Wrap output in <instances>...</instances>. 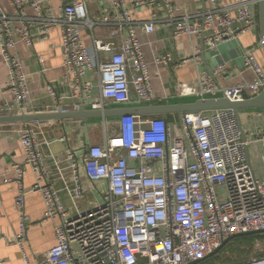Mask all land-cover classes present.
<instances>
[{
  "label": "built area",
  "instance_id": "built-area-1",
  "mask_svg": "<svg viewBox=\"0 0 264 264\" xmlns=\"http://www.w3.org/2000/svg\"><path fill=\"white\" fill-rule=\"evenodd\" d=\"M209 1L211 9L200 21L192 23L184 17L175 22L174 37L201 38L213 51L222 43L257 31L258 21L251 6L258 0H240L232 5ZM9 2L18 19H27L29 7L35 18H44L43 0ZM111 2L114 16H105L99 22L90 19L85 1L66 4L62 19H43L37 34L28 23L16 29L14 16L0 2V50L8 66L4 91L11 97L0 112L34 113L29 77L14 50L19 43L33 46L37 37L44 38L56 27L61 30V85L67 97L49 86L54 107L62 110L70 102L75 108L103 111L111 105L133 102L152 105L156 98L135 29V14L128 10L127 0ZM233 9H237L236 15ZM96 24L125 25L129 39L120 46L96 40L94 48H87L81 28ZM143 30L153 33L154 23L144 24ZM101 53L109 58L102 60ZM199 59V52L178 62L166 54L156 58V64L181 67ZM242 59V72L253 73L252 81L220 87L216 78L232 74L222 64L213 72L203 73L197 84H181L177 96L227 98L232 102L256 97L264 90V66L254 47L244 49ZM90 72L98 74L97 94L86 79ZM242 120L231 109L181 114L173 122L165 117L123 116L117 119L116 132L107 136L102 146H85L81 158L72 150L60 156L53 151V142L41 140L42 133L30 128L21 131L25 160L13 164L3 182L17 191L14 207L19 224L15 240L23 260L29 261L23 241L33 224L27 213L24 186L29 170L34 178L32 192L44 200L38 225L53 224L56 241L40 264H190L204 261L235 235L264 232V174L256 172L249 154L254 144L262 143L264 149V127L246 132ZM59 142L68 145L67 137ZM82 175L92 185L107 182L101 203L83 205L86 193ZM62 193L68 196L69 206L64 204ZM2 240L0 235V243ZM0 264L7 263L0 258ZM240 264H264V256Z\"/></svg>",
  "mask_w": 264,
  "mask_h": 264
},
{
  "label": "crops",
  "instance_id": "crops-1",
  "mask_svg": "<svg viewBox=\"0 0 264 264\" xmlns=\"http://www.w3.org/2000/svg\"><path fill=\"white\" fill-rule=\"evenodd\" d=\"M45 18L62 19L64 5H71L76 1H85L89 17L94 22H99L105 16H114V9L111 0H43ZM240 0H221L225 5L236 4ZM6 12L14 16V10L9 0H0ZM136 2H143L136 5ZM252 10L256 14L258 29L229 42L222 43L211 51L205 45L203 39L196 37H179L173 35L175 22L184 17H189L194 23L202 19V14L211 9L209 0H127V8L135 14V29L142 44L145 60L149 66L152 88L155 96L154 105L191 103L198 100L195 97H179L178 89L181 84H197L201 75L205 72H213L219 65L226 64L232 74H225L217 77L216 81L222 88L233 87L235 85L252 81L253 73L242 72L244 49L254 47L255 55L262 66H264V50L259 37V4H252ZM233 14H237V9H233ZM27 19H18L14 16L13 25L16 29H21L28 23L32 33L37 34L42 27L43 19L35 18L34 10L29 7ZM154 23L155 31L147 33L143 30L144 24ZM81 35L83 43L87 48H94L95 41L115 42L118 46L128 41L130 33L127 26H112L96 24L93 28L82 26ZM199 52V61H191L181 67L157 65L156 58L170 54L176 62L192 58ZM14 54L23 62L25 72L29 77V88L31 97L35 105L33 114L72 112L75 108L70 102H66L67 107L60 110L52 105L49 97L48 87L52 86L62 97H67L63 89L62 80L64 78L63 51L61 48V30L59 27L53 28L44 38L37 37L33 46L29 47L19 43L14 50ZM43 57V62L40 57ZM100 58L107 60L109 55L101 53ZM8 79V66L0 50V108L6 101L10 100L9 94L4 91V85ZM86 79L94 85V93L99 92L98 74L88 73ZM191 100V101H189ZM148 106L145 104L131 103L127 105H111L107 109H120L129 107ZM86 109L90 110L88 107ZM256 110L247 111V116L243 121V127L248 132L254 131L257 126L264 127V117L259 116ZM259 111V110H258ZM262 112V111H261ZM0 112V116H6ZM264 115V114H263ZM168 121H175L178 115H170ZM241 116V113H240ZM163 117V116H150ZM119 118V117H118ZM92 119V120H68L64 122L46 121L36 124L32 122L26 124H12L0 127V235L3 240L0 243V258L7 264H40L44 255L55 245V233L53 224L50 222L38 225L44 212L43 197L36 192H32L34 183L31 171H28L24 181L26 191L27 213L33 222L30 233L23 241V246L27 252L29 261L26 263L21 254L20 247L16 243L15 237L18 232L19 214L14 207L16 188L13 185H6L3 182L4 175L13 164H21L25 160V154L20 142L21 131L32 129L42 133L41 140L47 139L53 142L52 149L60 156H65L69 151H74L81 158L85 146H102L106 137L114 134L117 129V119ZM61 137H67L68 145L59 142ZM255 149H250V158L254 168L259 174H264V149L262 143L254 144ZM82 183L86 193L83 202L84 206L95 205L103 201L102 192L108 190L106 181H99L92 185L87 178L82 175ZM58 188H62L61 183H57ZM62 199L66 206H69V198L62 193Z\"/></svg>",
  "mask_w": 264,
  "mask_h": 264
},
{
  "label": "water",
  "instance_id": "water-1",
  "mask_svg": "<svg viewBox=\"0 0 264 264\" xmlns=\"http://www.w3.org/2000/svg\"><path fill=\"white\" fill-rule=\"evenodd\" d=\"M259 4V37L261 40L262 48L264 50V0H258ZM231 109L238 117L242 110H259L264 112V90L254 98L247 99L243 102H232L227 98H207L198 99L191 103H178V104H163L148 105L139 107H129L120 109H106V110H88L86 107L81 106L76 111L70 112H54V113H38V114H19V115H6L0 116V127L12 124H26L29 126L32 122H46V121H59L64 122L68 120H92V119H111L130 115H139L144 117L150 116H163L170 115H191L198 113L213 112L218 110ZM264 232H249L240 235H235L225 241L221 247L210 254L205 260L215 257L221 250H223L229 243L237 238L262 235ZM202 261H194L190 264H200Z\"/></svg>",
  "mask_w": 264,
  "mask_h": 264
},
{
  "label": "rangeland",
  "instance_id": "rangeland-1",
  "mask_svg": "<svg viewBox=\"0 0 264 264\" xmlns=\"http://www.w3.org/2000/svg\"><path fill=\"white\" fill-rule=\"evenodd\" d=\"M191 101V100H189ZM253 111V110H250ZM259 116L264 117V112L256 110ZM241 118L244 120L247 111L242 110ZM255 149V147H252ZM264 256V234L237 238L229 243L214 258L204 264H240L252 258Z\"/></svg>",
  "mask_w": 264,
  "mask_h": 264
},
{
  "label": "trees",
  "instance_id": "trees-1",
  "mask_svg": "<svg viewBox=\"0 0 264 264\" xmlns=\"http://www.w3.org/2000/svg\"><path fill=\"white\" fill-rule=\"evenodd\" d=\"M169 118H171V116H169ZM168 118V119H169ZM214 258V257H213ZM212 259V258H211ZM211 259H207V260H204V261H202V263H200V264H204V263H207V262H209Z\"/></svg>",
  "mask_w": 264,
  "mask_h": 264
}]
</instances>
